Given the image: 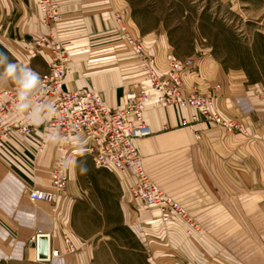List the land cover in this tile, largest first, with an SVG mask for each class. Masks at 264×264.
<instances>
[{"label": "rangeland", "instance_id": "obj_1", "mask_svg": "<svg viewBox=\"0 0 264 264\" xmlns=\"http://www.w3.org/2000/svg\"><path fill=\"white\" fill-rule=\"evenodd\" d=\"M104 1L57 0L59 8L63 6L62 3L65 5L62 12L60 11L59 23L52 27L51 32L64 46L69 58L65 82L72 78L82 80L86 82L83 83L85 88L101 91L103 85L108 88L120 84L118 92L121 93L139 80L141 75L137 58L123 44L112 20L113 12L119 10L124 12L127 31L126 14L129 13L140 26V37L151 33V37H145L149 38L145 39V42L139 41L144 50L145 45L158 46L162 54L159 55L162 58V70L165 68L164 58L167 54L179 60L194 61V71L185 74L191 79H194L197 73L198 58L204 55L217 57L228 67L235 63V66L238 65L247 72H252L256 60L259 63L263 61L264 52L260 49L264 48V0H126L128 13L124 8L109 7L110 10L104 11V18L91 23L84 22L93 10L88 7L101 5ZM0 4V52H5L13 62L30 67L39 75L44 74L47 71V60L43 54L28 58L22 53V43L19 42H29L35 36L46 34L48 31L35 20L36 18H32L30 30L24 40H16L14 37L10 39L7 31L11 30V25L7 24L1 11L3 8L8 9L6 0ZM106 8L108 7L99 9ZM62 14L68 20L66 28H62L63 22L60 23ZM77 17L79 19H72ZM72 33L75 37L88 33L90 42L99 41V46L105 48L100 54L89 56L94 65L89 69L82 65L83 68L74 76L72 71H76V68L72 67L70 47ZM97 36L101 38L97 39ZM2 71L3 68L0 67V72ZM112 87L109 89L111 96ZM3 88L20 90L19 84L7 78H0V90ZM263 88L264 86H261L259 89ZM194 137L192 135L189 140L179 135L175 139V145L163 144L165 147L174 148L160 149L162 151L159 150L158 155L155 152L145 154L141 150L138 151L144 169L152 181L180 204L198 224L196 220L200 203L209 209L216 205L230 208L241 201L240 198L237 199V195L246 197L249 196L248 191L257 192L260 188L258 184L252 186L215 181L216 178L230 176L220 175L219 171L222 169H216L214 146H199V140ZM70 159L68 162L74 163L73 176L66 189L77 194L69 205L68 232L77 244L76 253H80L85 264H198L188 263L183 257L186 249L188 250L184 246V239L193 237H182L178 233L179 225L170 227L169 230L167 226L161 225L153 214L137 207L128 193L129 182L122 175L111 168L95 170L85 155H74ZM85 167L88 168L87 173H81V169ZM216 171L219 172L218 175ZM193 211L196 212V218L190 213ZM201 233L207 235L206 239L210 243L217 237L228 249L231 234L238 235L240 245L245 243V239L254 237V232L248 230L204 232L200 228L198 234ZM228 249L225 251V258L228 259L223 263L209 257L205 264H231L227 257ZM245 250L246 248H242L240 251ZM240 264L246 263L240 261Z\"/></svg>", "mask_w": 264, "mask_h": 264}, {"label": "crops", "instance_id": "obj_2", "mask_svg": "<svg viewBox=\"0 0 264 264\" xmlns=\"http://www.w3.org/2000/svg\"><path fill=\"white\" fill-rule=\"evenodd\" d=\"M2 1L4 2V0H0L1 3H3ZM6 3L8 9L3 8L1 11L7 24L11 25V30L7 31V35L10 36V39L14 37L16 40L22 41L24 36L28 35L32 18H36L35 20L39 23V14L34 0H6ZM62 5L65 4L62 3ZM116 6L126 9L127 13L129 11L126 0H105L101 5L88 7V9L93 10L89 14L90 17L84 22L98 21L100 18H104V11L109 7L115 9ZM62 7L60 8L61 12ZM100 7L108 8L100 10ZM126 15L128 32L132 38L145 42V39H149L145 37H151L150 32L140 37L138 22L130 17L129 13ZM64 16V14L61 16L62 28L67 27L66 21L68 20ZM71 16L73 17L72 14ZM89 35L87 33L85 34L87 37H79L80 35L75 37L72 33L70 36L72 67L76 68V71H72V76L78 74L83 66L89 69L94 65V62L90 60V55L100 54L101 51L105 50L104 47L99 46V41L90 42ZM100 38L97 36V39ZM102 38L104 40V36ZM157 47L156 44L145 45L144 51L155 60L157 69L161 71L162 58L160 56L162 54ZM260 50L264 52V48ZM262 59L261 63L258 60H256L257 63L254 62L252 72H247L238 65L235 66V63L228 67L221 59L204 55L198 58L197 73L194 79L186 76L183 78L185 88H191L200 93H205L208 88L218 85L219 90L215 95L213 105L214 113L223 119L235 122L243 134L239 132L225 133L222 129L203 122L193 124L190 129L180 125V119H187L190 115L187 110H177L173 107L153 108L150 104L144 107V120L152 130V134L144 140L135 142L138 150L145 154L155 152L158 155L160 149L174 148L165 147L163 144L175 145V139L179 135L189 140L194 135V138L199 140V146H214L216 169L220 167L222 169L219 171L220 175L230 176V178H216L215 181L245 183L252 184V186L258 184L260 188L257 192L255 190L248 191L249 196L246 197L237 195V199L240 198L241 201L236 202L234 207L216 205L209 209L200 203L197 220L195 219L196 212H190L204 232L248 230L254 232V237L253 239H245V243L240 245L238 235L231 234L228 249L217 237L214 242L210 243L206 239L205 233L195 234L192 239H184V246L188 250L186 249L183 257L188 263L205 264L209 257V259L214 257L216 262L223 263L228 259L225 258L227 255L225 251L228 249L229 256L227 257H229L231 264H240V261L246 264H264V98L255 94L261 86H264V57ZM140 75L139 80L130 84L131 87L125 90L136 85L144 88L149 96H153V93L145 86L146 82L143 75L141 73ZM65 77L63 84L66 89H90L85 88L83 83L86 82H82V80L72 78L69 82H65ZM119 85L111 86L113 88L112 96L109 90L111 87L105 88V85H103L102 91L91 90L101 93L107 108H114L119 105L122 93L125 91L119 93ZM88 86L86 85V87ZM22 113L9 115L7 120H11ZM31 120L36 125L34 134L30 137L13 134L6 142L3 150L0 151V264H85L80 253H76L77 244L68 232L69 205L73 202L77 192L65 189L53 209L46 204L30 203L27 199L25 190L27 186L38 189L49 188L48 170L51 163L49 148L42 154H35L42 117L34 114L31 116ZM162 127L166 128L165 132H161ZM219 160L220 162H218ZM73 164L71 161L68 162L66 188L72 180ZM219 172L216 171V175ZM228 215H230L229 218L226 217ZM240 215L242 216L241 219ZM173 226L178 227L177 225H170L168 229L170 230V227ZM178 228L180 230L178 233L184 237L183 228L181 226ZM64 233L70 235L76 247V252L73 255L61 254L49 263H38L32 260V250L27 245V241L31 237L36 234H49V247L62 250L60 236ZM240 248H246V250L240 251Z\"/></svg>", "mask_w": 264, "mask_h": 264}, {"label": "built area", "instance_id": "obj_3", "mask_svg": "<svg viewBox=\"0 0 264 264\" xmlns=\"http://www.w3.org/2000/svg\"><path fill=\"white\" fill-rule=\"evenodd\" d=\"M35 6L40 25L48 32L35 36L29 42H21V46L22 53L28 58L42 54L46 58L47 71L40 75L42 84L25 96V102L30 106L28 110L11 120L7 117L18 113L15 105L20 90H0V151L13 134L21 137L34 134L36 125L31 120L34 114L42 117L35 154H42L48 148L51 151L49 188L25 187L28 201L46 204L53 209L66 189L68 160L80 154L90 159L95 170L111 168L122 175L129 182L131 200L145 212L152 213L161 225H179L187 238L200 233L198 224L187 211L149 178L135 142L152 134L143 116L147 104L153 108L165 106L189 111L187 119H180L182 126L191 128L193 124L203 122L225 133L243 134L235 122L214 113L219 86L214 85L205 93L186 89L183 77L195 68L191 59L179 60L167 54L165 68L159 71L155 60L144 53L142 43L126 30L124 12L119 10L112 14L116 31L128 51L137 58L140 73L153 96H149L142 87L133 86L122 93L118 106L107 108L100 92L64 88L69 58L64 46L51 32L60 21L59 4L57 0H35ZM255 94L264 98V88ZM40 238L46 242L44 258L38 254ZM49 238V234H36L27 241L34 262L49 263L61 254L68 256L76 252L69 234L60 236L62 250L49 247Z\"/></svg>", "mask_w": 264, "mask_h": 264}, {"label": "clouds", "instance_id": "obj_4", "mask_svg": "<svg viewBox=\"0 0 264 264\" xmlns=\"http://www.w3.org/2000/svg\"><path fill=\"white\" fill-rule=\"evenodd\" d=\"M0 67L3 68V71L0 72V78H7L19 84L20 91L17 94L16 112L27 111L30 106L25 102V96L42 84L39 73L30 67L11 61L5 52H0ZM50 110L54 111V108ZM87 171L88 168L86 167L81 169V173H87Z\"/></svg>", "mask_w": 264, "mask_h": 264}, {"label": "water", "instance_id": "obj_5", "mask_svg": "<svg viewBox=\"0 0 264 264\" xmlns=\"http://www.w3.org/2000/svg\"><path fill=\"white\" fill-rule=\"evenodd\" d=\"M38 254L41 258H44L46 255V242L43 238H40L38 241Z\"/></svg>", "mask_w": 264, "mask_h": 264}, {"label": "bare ground", "instance_id": "obj_6", "mask_svg": "<svg viewBox=\"0 0 264 264\" xmlns=\"http://www.w3.org/2000/svg\"><path fill=\"white\" fill-rule=\"evenodd\" d=\"M146 82V81H145ZM145 86L148 88L147 83H145ZM144 89V88H143Z\"/></svg>", "mask_w": 264, "mask_h": 264}]
</instances>
